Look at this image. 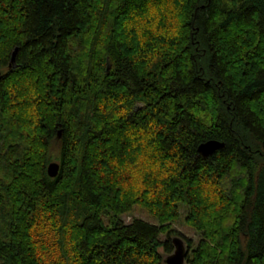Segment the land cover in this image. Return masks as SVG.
Segmentation results:
<instances>
[{
    "label": "trees",
    "instance_id": "trees-1",
    "mask_svg": "<svg viewBox=\"0 0 264 264\" xmlns=\"http://www.w3.org/2000/svg\"><path fill=\"white\" fill-rule=\"evenodd\" d=\"M0 73V264H264V0H0Z\"/></svg>",
    "mask_w": 264,
    "mask_h": 264
},
{
    "label": "water",
    "instance_id": "water-1",
    "mask_svg": "<svg viewBox=\"0 0 264 264\" xmlns=\"http://www.w3.org/2000/svg\"><path fill=\"white\" fill-rule=\"evenodd\" d=\"M17 50L12 54L10 67L15 65V57ZM1 76V73H0ZM61 133H59V138ZM224 148V144L215 140H211L201 144L198 148L199 154H201L204 158H208L216 151ZM60 166L56 162H52L48 166V175L51 178H56L59 174ZM174 245V251L172 254L166 256L163 260L164 264H189L187 261L188 251L185 248L184 242L182 239L175 237L172 239Z\"/></svg>",
    "mask_w": 264,
    "mask_h": 264
},
{
    "label": "rangeland",
    "instance_id": "rangeland-1",
    "mask_svg": "<svg viewBox=\"0 0 264 264\" xmlns=\"http://www.w3.org/2000/svg\"><path fill=\"white\" fill-rule=\"evenodd\" d=\"M57 155L58 152L56 150L53 151V162H58L57 161ZM184 217H185V210L182 209L181 211V217L178 220V222H176L173 225V229L175 231H177L179 234H173L172 238L178 237L180 239L183 240L185 248L188 251V254L190 253V249L188 248V240H191V244H193V246L197 245V243L200 240V235L198 233H196L194 230L188 228L185 224H184ZM133 218H139L142 219L146 222H149L151 224H155V221L153 219V217L144 209L138 208L136 207L134 212L128 216H125V221L129 222L131 221ZM174 251V250H173ZM173 251L171 253H166L163 249L160 250L161 255L163 256V258H165L166 256L170 255L173 253Z\"/></svg>",
    "mask_w": 264,
    "mask_h": 264
}]
</instances>
